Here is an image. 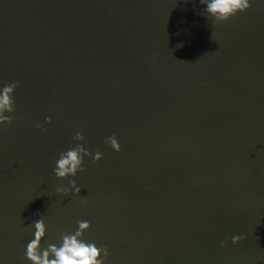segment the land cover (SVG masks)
Wrapping results in <instances>:
<instances>
[{
    "label": "water",
    "instance_id": "1",
    "mask_svg": "<svg viewBox=\"0 0 264 264\" xmlns=\"http://www.w3.org/2000/svg\"><path fill=\"white\" fill-rule=\"evenodd\" d=\"M250 3L216 23L199 0H0V88L19 81L0 264H31L41 217L42 249L90 222L104 264H264V0ZM77 131L103 158L59 180ZM71 179L79 195L56 192Z\"/></svg>",
    "mask_w": 264,
    "mask_h": 264
},
{
    "label": "clouds",
    "instance_id": "2",
    "mask_svg": "<svg viewBox=\"0 0 264 264\" xmlns=\"http://www.w3.org/2000/svg\"><path fill=\"white\" fill-rule=\"evenodd\" d=\"M204 6V12L208 17L213 18L216 23L228 22L237 13H242L251 8L250 0H199ZM180 45H178L179 47ZM19 86V81H14L5 84L0 88V126H10L14 117L6 115L15 111V101L13 99L14 91ZM46 123L51 124V117L45 118ZM36 127L44 130L42 124H37ZM73 140L76 143L74 148H70L62 152L59 159L56 160V167L53 172L57 179L65 180L68 177H75L78 172H84V158L89 157L93 163H97L103 158V153L96 151L92 153L86 149L82 143L85 136L82 131H77ZM111 148L116 151H121V145L118 138L113 134L106 138ZM81 188L77 186L75 179L68 180V185H61L56 188V192L68 196L73 194L79 195ZM78 228L74 233L62 232V243L57 246L49 244L47 248L42 249L41 241L45 239L47 227L45 219L41 217L34 222V239L26 246V259L31 264H104L107 259V246L97 247L94 242H87L83 235L91 227L88 221H77ZM245 237L243 234L232 237V244H238ZM226 241L221 242V246H226ZM103 255L104 259H101Z\"/></svg>",
    "mask_w": 264,
    "mask_h": 264
}]
</instances>
